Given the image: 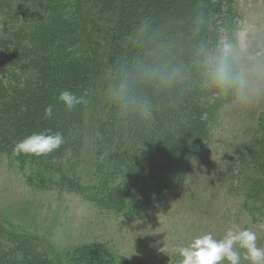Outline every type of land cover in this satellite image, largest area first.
I'll return each mask as SVG.
<instances>
[{"label":"rangeland","instance_id":"374dc122","mask_svg":"<svg viewBox=\"0 0 264 264\" xmlns=\"http://www.w3.org/2000/svg\"><path fill=\"white\" fill-rule=\"evenodd\" d=\"M182 1L159 0L158 26L170 31L184 26L174 21L182 15L189 17L193 7ZM79 5L82 19L92 26L89 18L95 9L89 0H81ZM73 6L67 20L75 18ZM233 7L237 26L224 32L222 42L247 64L250 55L264 53V0H234ZM191 27L178 35L175 32L179 44L169 48L176 52L181 46L190 47L196 37V29ZM177 54L187 58L186 52ZM96 63L85 116L103 125L100 122L107 120L115 85L107 60L98 56ZM252 81L256 83L254 77ZM61 90H66L65 86ZM214 94L216 98L218 93ZM217 107L204 138L193 144L185 166H179L180 148L175 165L157 178L148 181L146 176L131 189L130 196L120 200L115 199L112 188L128 182L124 179L127 168L121 167L114 174L119 166L104 162L102 156L104 170L111 168L114 175L109 181L102 175L97 178L91 146L81 158L70 150L50 164L39 161L42 156L17 154L15 145L21 141L16 138L17 119L23 115H13L7 121L0 115V230L37 237L43 251L38 250L54 264H68L75 247L86 244L101 245L99 256L91 255L95 264H180L182 258L173 248L186 246L208 232L221 238L233 224L256 232L258 246L264 247V95L248 102L235 96ZM27 120L23 117V125ZM97 180L101 185L94 193L69 186ZM15 251L14 245H1L2 264L19 261L21 256ZM241 264L249 262L242 258Z\"/></svg>","mask_w":264,"mask_h":264},{"label":"trees","instance_id":"16d2710c","mask_svg":"<svg viewBox=\"0 0 264 264\" xmlns=\"http://www.w3.org/2000/svg\"><path fill=\"white\" fill-rule=\"evenodd\" d=\"M89 1L95 9L89 18L92 26L82 19L81 0H0V115L4 121L13 115H23L17 119L18 140L32 135L34 130L63 133L64 144L50 155H42L39 161L50 164L70 150L73 156L81 158L91 146L96 156L93 167L97 178L102 175L109 181L121 167L127 168L124 179L128 182L124 187H121L122 181L112 188L115 199L120 200L130 196L131 189L146 176L148 181L157 178L175 165L180 148L183 155L179 166H185L193 153V144L204 138L216 107L234 99L235 95L218 94L215 98V90L205 91L196 86L171 93L137 88V95L153 107L154 116L150 121L141 123L131 115L121 120L112 103L107 120L100 122L103 125L95 124L93 119H86L85 110L90 78L98 69L97 57L102 56L110 64L115 85L123 71L130 69L137 59H144L148 52L161 46L169 48L173 43L179 44V40L175 41V32L178 35V31L187 27L196 29V37L190 47L181 46L176 53L186 52L188 57L201 41L210 46L223 45L224 32L237 26L234 22L237 13L234 0H183V5L193 7L190 18L182 15L174 22H182L184 26L170 31L157 24L159 0ZM72 6L75 18L67 20ZM62 86L84 95L87 103L68 111L57 99ZM49 105L53 108L50 119L45 118ZM21 107L26 110H18ZM25 116L28 120L23 125L21 120ZM102 156L104 162L117 163L116 173L111 168L104 170ZM79 182L82 183L80 177ZM79 182L69 186L81 191L92 189L94 193L101 185L99 180ZM5 244L14 245L15 252L21 256L11 264H54L38 250L43 251L37 237L2 229L0 250ZM100 247V244L75 247V255H70L67 262L95 264L91 255L98 257ZM2 258L0 255V264Z\"/></svg>","mask_w":264,"mask_h":264},{"label":"clouds","instance_id":"9594fccd","mask_svg":"<svg viewBox=\"0 0 264 264\" xmlns=\"http://www.w3.org/2000/svg\"><path fill=\"white\" fill-rule=\"evenodd\" d=\"M193 86L205 91L215 90L223 96L235 95L242 102L264 95V53L250 55L248 63L243 64L226 45L210 46L201 41L186 59L171 48L161 46L123 71L111 97L119 119L131 115L144 123L153 118L154 111L147 99L137 95V88L171 93ZM57 99L68 111L87 103L84 95L67 89ZM52 116L53 108L49 105L45 109V118ZM64 142L62 132L52 133L51 129H45L18 142L15 151L17 154L42 156L54 152ZM257 240L256 232L233 224L221 238L211 232L204 233L172 251L182 258L180 264H223L225 261L227 264H241L242 258L249 264H264V247L258 246Z\"/></svg>","mask_w":264,"mask_h":264}]
</instances>
